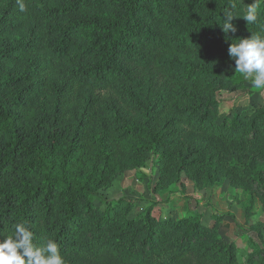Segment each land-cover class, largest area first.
Wrapping results in <instances>:
<instances>
[{
	"label": "trees",
	"instance_id": "16d2710c",
	"mask_svg": "<svg viewBox=\"0 0 264 264\" xmlns=\"http://www.w3.org/2000/svg\"><path fill=\"white\" fill-rule=\"evenodd\" d=\"M247 6L0 0V235L24 223L66 264H264L261 229L235 223L253 238L239 256L218 231L222 215L205 225L201 210L152 212L184 180L197 190L227 180L246 218L264 210V104L221 115L216 97L256 94L227 52L264 28V0L254 24ZM227 11L234 34L220 27ZM149 159L160 200L132 213L136 200L101 195ZM194 195L186 207L198 210Z\"/></svg>",
	"mask_w": 264,
	"mask_h": 264
},
{
	"label": "rangeland",
	"instance_id": "374dc122",
	"mask_svg": "<svg viewBox=\"0 0 264 264\" xmlns=\"http://www.w3.org/2000/svg\"><path fill=\"white\" fill-rule=\"evenodd\" d=\"M239 1L247 6L244 0ZM252 90L256 94L253 93V95L249 96L237 95L234 92L223 90L218 91L216 97L219 100L220 114H228L231 108L238 111L245 110L250 101L254 104H264V90H257L253 87ZM156 180L157 166L149 159L143 168L130 170L116 176L109 187L101 190V195L106 198L123 197L132 201L136 200V207L132 211V213H135L137 210H142L148 201H158L162 197L160 191L154 190ZM192 193L195 194L194 196H197L199 200L197 204L203 207L202 211L199 208L195 210L186 207L187 197ZM204 195H207L206 201L204 200ZM169 197L170 202L166 206L157 207L152 211L157 218L176 219L189 210L190 212L200 211L203 214L205 225H210L214 221V214L222 215V218L218 219L219 233L228 241L232 240L235 243L239 256L241 253L247 254L252 251L250 241L253 238L250 235L242 236V234V237H235L234 231L238 232L236 233L237 235L240 232L235 230L233 225L240 223L245 227L253 226L257 228L261 223H258L260 222L258 218L252 215L246 218L243 206L241 207L243 194L240 190L231 188L227 180H224L219 186L199 190L194 189L191 182L184 180ZM101 203V201H97V205L102 206ZM182 210L185 212H181ZM257 212L258 216L260 213L264 216V210L260 206L257 208L255 214Z\"/></svg>",
	"mask_w": 264,
	"mask_h": 264
},
{
	"label": "clouds",
	"instance_id": "9594fccd",
	"mask_svg": "<svg viewBox=\"0 0 264 264\" xmlns=\"http://www.w3.org/2000/svg\"><path fill=\"white\" fill-rule=\"evenodd\" d=\"M260 2L261 0H253L246 7L242 16L246 24L257 22ZM19 10H26L24 3H19ZM222 15V32L226 35L236 33L237 28L231 21L237 16L232 11ZM227 52L229 59L234 61V70L253 88L264 90V28H261L259 34L232 41ZM0 236H3L0 239V264H66L54 240L43 239L37 246L33 243L32 231L24 223L15 224L11 234Z\"/></svg>",
	"mask_w": 264,
	"mask_h": 264
},
{
	"label": "crops",
	"instance_id": "0c3cea01",
	"mask_svg": "<svg viewBox=\"0 0 264 264\" xmlns=\"http://www.w3.org/2000/svg\"><path fill=\"white\" fill-rule=\"evenodd\" d=\"M202 193H204V192H202ZM203 197H204V200L206 201V199H207V195H204ZM200 198L202 199L201 196H200ZM241 207H242V205H241ZM258 207H259L258 204L254 206V210H253V214H252V216L258 218V220L260 221V222H258V223H261V225H259V227H257V228H255V227H253V226L246 227V228H248V230H249V229H261V233H262V237H263V241H264V216H262L261 213H260V215L258 216V212H257V214H255L256 211H257V208H258ZM198 208H199V210H201V211L203 210V207H202V206H199V204H198ZM181 212H183V210H182ZM225 212H226V211H225ZM244 216H245V215H244ZM255 223H256V222H255ZM233 226H234V229H235V230H237V231L240 232L239 235H237L236 233H238V232H235V231H234L235 237H240L241 234H242V235H243V234H244V235L247 234L246 232L242 233L238 228H236L235 225H233ZM243 226H244V225H243ZM241 237H242V236H241Z\"/></svg>",
	"mask_w": 264,
	"mask_h": 264
},
{
	"label": "water",
	"instance_id": "95a60500",
	"mask_svg": "<svg viewBox=\"0 0 264 264\" xmlns=\"http://www.w3.org/2000/svg\"><path fill=\"white\" fill-rule=\"evenodd\" d=\"M253 2V0H251Z\"/></svg>",
	"mask_w": 264,
	"mask_h": 264
}]
</instances>
